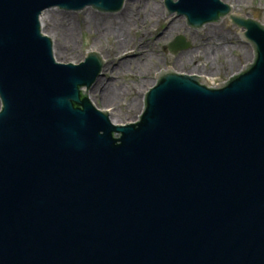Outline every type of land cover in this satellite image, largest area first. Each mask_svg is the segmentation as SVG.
Returning a JSON list of instances; mask_svg holds the SVG:
<instances>
[{
	"label": "water",
	"instance_id": "water-1",
	"mask_svg": "<svg viewBox=\"0 0 264 264\" xmlns=\"http://www.w3.org/2000/svg\"><path fill=\"white\" fill-rule=\"evenodd\" d=\"M124 3L0 0V264H264V9L165 0L195 29L228 16L254 63L217 86L162 69L117 125L88 97L103 58L58 62L41 19Z\"/></svg>",
	"mask_w": 264,
	"mask_h": 264
},
{
	"label": "rangeland",
	"instance_id": "rangeland-1",
	"mask_svg": "<svg viewBox=\"0 0 264 264\" xmlns=\"http://www.w3.org/2000/svg\"><path fill=\"white\" fill-rule=\"evenodd\" d=\"M134 1H129L128 7L124 3L118 14L101 13L92 7L81 12L60 11L59 8L46 12L48 28L44 31L53 41L58 62L78 65L90 52L98 53L105 61V72L102 71L98 79L104 91L107 85L111 87L109 103L105 105L101 94L95 93L96 83L88 97L93 92L92 102L99 110L109 112L111 120L118 125L138 122L145 109L146 95L159 82L156 75L162 69L169 71L173 66L179 74L206 76L212 79V86H217L220 80L229 81L237 72H243L245 65L254 63L253 45L245 40L240 34L242 28L233 25L229 17L199 30L190 27L184 17L167 15L165 0ZM223 2L231 5L234 13L246 14L251 19L256 18L257 8L264 9V0ZM138 15L139 22L135 20ZM206 32L209 36L205 39ZM179 36L186 39L189 47L173 53L169 46ZM205 41L209 46L208 61L204 50H199L194 63H178L180 55L191 51L193 46L204 45ZM61 49L66 51L64 55L59 53ZM143 51L147 52V58L141 56ZM135 52H140L141 57L133 56L118 66L123 54ZM87 90L84 88V93Z\"/></svg>",
	"mask_w": 264,
	"mask_h": 264
},
{
	"label": "bare ground",
	"instance_id": "bare-ground-1",
	"mask_svg": "<svg viewBox=\"0 0 264 264\" xmlns=\"http://www.w3.org/2000/svg\"><path fill=\"white\" fill-rule=\"evenodd\" d=\"M129 1H134V0H125V3H126V4H125V7L127 6V4H128ZM222 1H224V0H222ZM133 4H136V1H134ZM127 7H128V6H127ZM137 11H138V10H137ZM45 20H46V12L44 13V15L42 16V19H41L43 31H44V29H47V28H48V24L46 23ZM135 20H136L137 22H139V20H140V16L138 15V16L135 18ZM171 26H172V25H171ZM104 32H105V31H104ZM44 33H45V31H44ZM208 36H209V32H206V33H205V39H206ZM207 41H208V40H207ZM207 41L203 42L204 45H199V46H193V43L195 42V41H193V43H192V46H193V47H192L191 51H189L188 53L184 54L183 56L180 55L179 60H178V63H180V64H182V65L194 63V61H195V56L197 55V53L199 52V50H204L206 60L208 61L209 58H210V54H209V52H208V51H209V46H208V44L206 43ZM119 45H120V44H119ZM59 53H60L61 55H64V54L66 53V51L63 50V49H61V50L59 51ZM137 53H139V54H137ZM139 55H141L140 52H135V53H133L132 55H129V54H123L121 60L119 61L118 66H120V64H121L123 61L126 62L128 59H130V58L133 57V56H134V57H141V56H143V57H145V58L148 57V54H147L146 51H143L141 56H139ZM134 57H133V58H134ZM113 62H114V61H113ZM197 70H198V69H197ZM103 71H104V70H103ZM104 72H105V71H104ZM95 86H96V91H95V93L101 94V96H102V100H103V103H104L105 105L108 104V103H109V100H108V99H110L108 93H110V91H111V87H110V85H107L106 90L104 91V90H103L104 85H103L102 82L98 79V81L96 82ZM101 92H103L104 94H102ZM92 93H93V92H90V100H91V102H92V99H91ZM106 95H107V98H106Z\"/></svg>",
	"mask_w": 264,
	"mask_h": 264
}]
</instances>
